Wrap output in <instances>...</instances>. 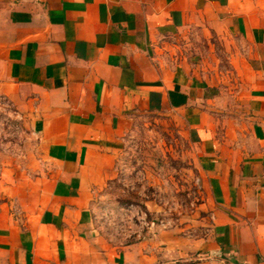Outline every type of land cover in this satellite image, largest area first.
Returning a JSON list of instances; mask_svg holds the SVG:
<instances>
[{"label":"crops","instance_id":"crops-1","mask_svg":"<svg viewBox=\"0 0 264 264\" xmlns=\"http://www.w3.org/2000/svg\"><path fill=\"white\" fill-rule=\"evenodd\" d=\"M203 41L225 72L170 56ZM0 95L28 117L38 158L0 200V264H262L264 0H0ZM146 113L178 117L204 149L213 224L188 248L118 245L96 222Z\"/></svg>","mask_w":264,"mask_h":264},{"label":"rangeland","instance_id":"rangeland-1","mask_svg":"<svg viewBox=\"0 0 264 264\" xmlns=\"http://www.w3.org/2000/svg\"><path fill=\"white\" fill-rule=\"evenodd\" d=\"M184 44L170 56L196 52L199 63L212 73L211 66L226 71L223 48L210 50L204 41L196 47L188 42L183 48ZM226 81L215 78L214 84L225 92ZM218 97L223 100L215 106L228 108L229 96ZM35 141L28 117L0 95V200H14L18 189L33 179L38 159ZM202 153L201 144L178 117L139 115L123 140L113 177L96 192L95 217L100 229L118 245L147 242L159 252L167 241L182 249L199 235L206 238L215 207L203 181ZM218 257V264H225L220 260L223 256Z\"/></svg>","mask_w":264,"mask_h":264},{"label":"built area","instance_id":"built-area-1","mask_svg":"<svg viewBox=\"0 0 264 264\" xmlns=\"http://www.w3.org/2000/svg\"><path fill=\"white\" fill-rule=\"evenodd\" d=\"M261 263L264 264V259H262Z\"/></svg>","mask_w":264,"mask_h":264}]
</instances>
